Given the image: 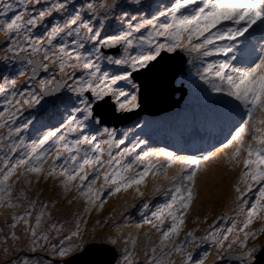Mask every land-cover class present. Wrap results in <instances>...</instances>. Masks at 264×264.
Here are the masks:
<instances>
[{"label": "snow or ice", "instance_id": "6c2138e0", "mask_svg": "<svg viewBox=\"0 0 264 264\" xmlns=\"http://www.w3.org/2000/svg\"><path fill=\"white\" fill-rule=\"evenodd\" d=\"M133 3L145 7L141 0ZM110 18L119 24H106ZM38 28L43 29L39 34ZM0 35L8 42L6 52L11 53L4 56L5 63L20 62L17 77L5 76L0 84L7 112L6 116L0 112V128H7L0 141H8L2 145L8 153L23 146L14 163L7 153L0 156V209L11 210L10 220L5 221L8 231L0 229L4 264H76L94 250L106 254L95 264H140L141 254L143 264H205L213 248L216 262L264 264V246L248 245L249 239L255 241L264 234V228L251 229L256 220L264 222V0H171L158 6L150 18L130 14L118 0H86L78 7L73 0H0ZM178 50L216 94L214 102L230 109L234 121L220 146L199 156L148 146L139 135L126 144L131 129L118 138L117 130L104 126L99 115L104 109L99 102L106 104L109 96L117 102L115 111L139 109L138 77L166 59L163 53ZM41 71L50 75L37 80ZM25 76L38 91L35 87L16 90L18 78ZM64 90L73 93L78 103L71 96L55 95ZM46 96L50 99L41 109L47 111L50 106L58 111L63 104L67 118L59 126L48 127L31 145H25L22 137L19 142L13 140L36 119L12 126L24 106L35 107ZM230 146L234 151L225 153L226 162L242 163L243 168L233 186V206L219 217L224 223L214 222L200 237L190 230L177 242L197 198L199 174ZM50 156L52 164L45 169L43 163ZM17 169L16 182L24 176L26 184L18 192L9 183ZM150 174L154 185L145 198L141 186H146ZM29 175L36 177L37 184L41 177L45 182L51 179L65 196L74 190L76 198L83 200V211L64 215L56 199L30 196ZM101 177L103 183L97 188ZM131 188L133 198L142 201L139 207L132 205L141 216L140 223L133 225L125 209L119 219L110 215L87 228L86 217L103 210L105 196ZM157 195L163 202L153 204ZM106 225V232L98 231ZM144 226L155 230L158 239L153 241L145 232L140 243L138 232L124 231ZM202 245L208 247L198 254Z\"/></svg>", "mask_w": 264, "mask_h": 264}, {"label": "rangeland", "instance_id": "374dc122", "mask_svg": "<svg viewBox=\"0 0 264 264\" xmlns=\"http://www.w3.org/2000/svg\"><path fill=\"white\" fill-rule=\"evenodd\" d=\"M124 1L129 3V4H135V3H133V0H124ZM162 1H164V2L169 1V3L171 2V0H162ZM44 2H45V0H42V3H44ZM73 2L78 7L80 4L85 3L86 0H73ZM141 4L145 5L144 8L148 10L147 12H145V16L147 18H150L151 13L153 11H155V9L158 7L157 6V0H141ZM121 5L125 6L126 4L122 3ZM149 5L151 7H148ZM37 7H39V5H37ZM135 9H136V14L138 12L140 15L144 14V11H140V9H141L140 5L136 6ZM127 11L130 14L132 12L131 10H127ZM108 23L115 25V24H119V21H116L114 18H110L108 21H106V24H108ZM42 31H43L42 28L36 29L37 34H39ZM106 34H110V33H106ZM7 43L8 42L6 41L4 36L0 35V84H3L5 76H9L11 78H16L18 69L20 68L16 62H12V63H8V64L5 63V61L3 59L4 56L5 55L10 56L11 55V53L6 52ZM188 64L189 63L187 62V65ZM189 66H193V65L190 64ZM196 71H197V69L195 67V71L193 72V74L191 75L190 80H189L190 91L197 96V100L200 103H206V106H203L202 108L206 111L210 110V113L211 114L214 113L215 116H214L213 121L211 120V122H208V120L205 116L206 111H202L198 107H194L195 111L192 110L191 111L192 114L199 112L201 115H197V114L192 115L188 119V120H191L192 121L191 124L194 125V127H193L194 133H193L192 137H193L195 143L197 141L201 140L203 137H206L207 138L206 144H210V141H211L213 143L217 142L218 146H220V143L222 141H224V139H226V137L228 136V132H229V129H230L232 123H234L232 116L230 118H228L226 123H224V122L222 123L221 122L222 120H220V118L223 116L232 115V114H231L230 110L223 109V107H225L224 105L214 102V98L216 97V94L211 93L210 90H208L207 85L203 84V82L199 79V77L196 74ZM42 74H43L44 78H47L50 75V73H44V72ZM28 75H30V73H28ZM79 75H80V73L78 72L77 76H79ZM181 80L183 81V79H181ZM179 83H181V82H179V81L176 82V84H179ZM31 84L32 83L28 79V76L18 78L16 90L17 91L32 90ZM9 91H11V90H9ZM145 92H146V90H145ZM57 94L58 95H64V96H71L72 102L78 103L76 101L75 95L73 93L66 92V90L59 92ZM145 94H147V93H145ZM120 99L123 100V97H121ZM109 101L115 103L116 107L118 106L115 99H113L110 96H109ZM44 103H45V100H42L41 104H38L35 107L29 108L27 105L24 106L21 113L19 114V117L16 121V124H14L12 126L13 127L18 126V125L24 123L26 120L32 119L33 117H36V119H33V122L31 125H29L28 129H26L20 133V137L13 136V138H12L13 140H17V142H19V139L22 137L25 145H31L33 143V141H38V139L41 138V136H42L37 131L38 129H40V130L43 129L44 132H46L48 130V127L59 126L60 121L67 118L68 112L65 111V106L63 104L59 105L58 111L53 110L50 106L48 107L47 111H45V110L41 109V105H43ZM230 103L235 104L236 102L230 101ZM199 106H201V105H199ZM217 109H219L220 111L216 112ZM8 110L11 111L12 109L9 107ZM69 110H70V105H69ZM175 110H178V108H174L172 110H168V111H165L162 113H156V114L154 113V115H144L143 113H137V115H132L133 121L132 120L131 121L136 122L139 118L145 117L150 123H158L162 120H169L171 123V122L177 120L176 116L173 115V112ZM0 112H4L5 116L7 115V112L5 111L4 94H0ZM125 114L127 115V117H129V115L131 113L130 114L125 113ZM38 120L40 121V123L37 122ZM42 124L47 125V127H42L41 126ZM126 124L127 123H125L123 125H126ZM32 126L35 128H33ZM173 127H174L173 125L170 126L171 130ZM111 128L117 129L118 127L117 128L111 127ZM208 128H210L211 131L209 134H206L205 131ZM129 129H131V131L128 132V138L126 139V144L133 141L135 139L136 135H139L143 139V136L147 137L146 135H143L145 132L150 131L152 133L151 128L150 127L146 128L143 123H133ZM128 130L127 129H125V131L124 130L123 131L118 130L117 131L118 138L120 136H122L124 132H126ZM6 133H7V128H0V136L4 135ZM167 133H169V130H166V128L158 129V134H160L161 136L165 137V135ZM70 138H72V137L70 136ZM98 139H100V138H98ZM204 140H206V139H204ZM7 143H8V141L6 139L3 141H0V156H3L5 153H7L10 157V162L14 163L15 160L19 158L20 153L23 150V146L20 149H17V151L15 153H8V149L5 147H2L3 144H7ZM50 144H51V142H49V144H46L44 146V149H48ZM148 146L163 147L160 144L149 145V143H148ZM105 147L107 148L106 145H105ZM123 147H124V145L120 146L121 149ZM44 149H41V151H44ZM198 149H202V148H198ZM119 150L120 149H115L114 152L119 151ZM137 151H139V149H137ZM233 151H234V146H230L229 148L225 149L223 152L218 153L217 159L215 161H213L212 163L207 165V171L199 174L200 178L198 180L199 190L197 193V198L195 199L194 203L190 207V210L188 211L187 215L185 216V221H190L188 218L196 221L195 226L197 228L200 227L197 224L198 220H201V223L203 221H205V219H207V221L209 220L207 222L209 224L207 226H205V229H207L209 227V225H211L214 221H216L217 223H220L219 216L221 215V213H218V211L223 207L224 203L221 204V202L224 199L226 200V203L228 205L227 210L233 206L232 201L234 200L235 195H236V193L234 192L233 186L236 183V181L238 180V178L240 176L241 169L243 168L242 163L239 166H237V165H235V163L229 165L226 162L225 153L231 154V152H233ZM51 155L54 156L55 153L52 152ZM178 155H186V154H178ZM242 155L246 156V153H243ZM37 163H39V162H37ZM51 164H52V158L50 156L43 163V167L45 169H47L48 166ZM217 166H219L221 168L224 167L226 169V172L221 173L220 175H218L219 171L218 172H211L208 175H206L208 172L212 171L211 168L217 167ZM0 169H3V162L2 161H0ZM174 170H175V167L173 169H169V175H171ZM19 173H20V170L17 169L16 175L11 177L10 181H9V183H14V187L16 189V192H18L21 188L26 187L24 176H20L19 182L18 183L16 182V179H17V176H19ZM215 175H218L219 180L225 179L226 177L229 178L228 182H227V186L223 183L222 184L225 186L226 189H228L230 191L228 193H226V196L220 198L219 200H215V198H213L212 196H209L206 193V189L209 188L210 181L214 178ZM27 178H29L33 181L32 189L29 192L30 196L34 197L37 194H39L41 199H48V198L56 199L59 202V211L61 213H63L64 215H67V214L72 213V212H82L83 211V208L85 206L83 203V200L76 198V193L74 190L71 193H69L67 196H65L63 193V190L60 189L57 186V184L54 181H52L51 179H49L47 182H45L43 177H41L40 182L37 184L36 183V177L34 175H29ZM78 182L79 181L77 180L76 183H78ZM159 182L164 183L162 180H160ZM85 183H87V182H85ZM102 183H103V177H101V179L99 181H97L96 187L98 188L100 186V184H102ZM145 185L146 186H144V185L141 186V190L145 192V194H146L145 198H147V194L152 191L153 185H154V181L152 179L151 174L145 178ZM201 190H202V193H200ZM223 191H226V190L223 189ZM254 191H255V189H254ZM134 194H135L134 188H131V189H128L127 191L122 190L120 193H117L115 196H111V197L105 196L104 198L107 200V202L105 203L103 210L99 213H97L96 211H93L90 215H88L86 217L88 220L87 228L88 229L93 228L95 226V222L97 219L103 220L104 218H106L110 215H114L117 219H119L121 211H124L125 209H127L125 214L126 215L130 214V219H131L133 225L136 223H140L141 222V216L137 213L136 208L132 207V205L135 204L137 207H139V205L141 204L142 201L139 198L134 199L133 198ZM249 195L251 196L252 194L250 193ZM14 196H15V193H14ZM68 200H72V203L69 204ZM157 202H163V197L161 195L155 196L153 201H152L153 204H155ZM212 206H214V207L212 208ZM207 209H209L212 212H217V213H215V215L214 214L209 215L206 212ZM10 216H11V210H8L6 208L0 209V229H2L3 232L8 231L7 227L5 226V221L10 220ZM109 223H111V221H109ZM223 223H221V224H223ZM107 228H108V226L106 225L102 230H98V231L106 232ZM260 228H264V222H262L260 220H256L253 223V225H251V229H253V230H259ZM124 231L126 233H132L133 235H136L138 232L140 243H143V241H144V233L145 232H149L151 234L152 240L156 237L155 230L152 231V229H150L148 226H144L143 228H141L139 230L135 229V227L125 228ZM3 232H0V237H2ZM231 238L232 237H230V239ZM157 239H158V237H156V240ZM263 242H264V234L259 235L258 239L255 241H252L251 239H249L248 245L251 246L253 243L260 245ZM210 253H211V257L206 264H223V262H216V260H215L216 250L214 248L210 249ZM4 260H5V258L3 257L2 254H0V264H4ZM143 260H144V257L141 254L139 256L140 264H143ZM233 264H235V262H233Z\"/></svg>", "mask_w": 264, "mask_h": 264}, {"label": "water", "instance_id": "95a60500", "mask_svg": "<svg viewBox=\"0 0 264 264\" xmlns=\"http://www.w3.org/2000/svg\"><path fill=\"white\" fill-rule=\"evenodd\" d=\"M162 55L167 58L156 64V67L151 71H147L144 76L138 77L137 82L141 84V91L139 93L141 107L134 110L131 114L129 113L130 115L127 117L125 113H116L114 111L115 103L109 101V97H106V104L104 101L99 102L104 104V109L99 112L103 124L117 127L130 122L133 118L132 115H137V113L154 115V113H162L168 109L171 110L173 107L179 106V99L174 100L173 96L179 94L180 98H182L184 91L180 87L175 86L174 83L177 77L184 73L186 59L184 54L179 51L175 54L163 53ZM16 63L19 64L20 62L16 61ZM42 73L43 71L40 72L38 77H40ZM55 95L58 94L56 93ZM168 95L169 98L166 99ZM48 99H50L48 96L44 98L45 101ZM101 247L108 246L97 245V248ZM257 255L260 256V253ZM104 258H106V254L94 250L87 256L83 257L82 261H77L76 264H95L96 261Z\"/></svg>", "mask_w": 264, "mask_h": 264}, {"label": "bare ground", "instance_id": "6f19581e", "mask_svg": "<svg viewBox=\"0 0 264 264\" xmlns=\"http://www.w3.org/2000/svg\"><path fill=\"white\" fill-rule=\"evenodd\" d=\"M169 98V95L166 97V99ZM173 99L174 100H178L180 101L179 104H181L184 100V95L182 98H180L179 94H175L173 96ZM204 106H206V103L204 104ZM203 105H201L199 108H202ZM183 108L186 109V108H190V106L185 103L183 105ZM195 111V110H193ZM232 115H226V116H223L220 118V120H222L221 122L223 123H226V121L228 120V118H230ZM177 119H180V120H176V121H173L170 123L169 120H162L158 123H150L145 117H141L139 118L136 122H131V125H129V127L132 126L133 123H143L145 125V127H150L151 128V131H148V132H145L143 135H146L147 137L143 136V139H146L149 143V145H157V144H160L162 145L163 147L165 148H169V149H182V151L184 153H187L188 150H194V149H198V148H202V149H205V150H209L211 149L214 145H217L218 143L215 142H211L210 141V144H206L207 142V138L206 137H203L201 140L197 141L196 143H191L190 146L192 147H188V145L184 142V139L185 141L187 140V136H185V138L182 137V140H180L179 142L175 143L172 141L171 138H168V137H164V136H161L160 134H158V129H161V128H166V130H169V132L171 131V128L170 126L173 125V126H185V127H189V125L191 124V120H183V118H186V116L182 113L181 115H177L176 116ZM208 122H211V118L208 117L207 118ZM162 139V140H161ZM206 139V140H204ZM225 140V139H224ZM217 143V144H216ZM174 144V145H172ZM206 144V145H205ZM212 171L208 172L206 175H208L209 173L211 172H218V175H220L221 173H224L226 172V169L223 167H213L211 168ZM218 175H215L214 178L210 181V186L209 188H205L206 189V193L209 195V196H212L213 198H215V200H219L220 198L226 196V193H228L230 190L226 189L225 186L223 184H225L227 186V182H228V177H226L225 179H222V180H219L218 178ZM221 177V176H220ZM223 183V184H222ZM223 189H225L226 191H223ZM225 202V199L222 201V203ZM198 224H201V220H198Z\"/></svg>", "mask_w": 264, "mask_h": 264}, {"label": "clouds", "instance_id": "9594fccd", "mask_svg": "<svg viewBox=\"0 0 264 264\" xmlns=\"http://www.w3.org/2000/svg\"><path fill=\"white\" fill-rule=\"evenodd\" d=\"M179 51V50H178ZM185 56V69H184V73L182 74V75H180V76H178L177 77V79H176V81H175V86H178V87H180L183 91H184V100H183V102L181 103V104H179V106L178 107H173L172 109H174V108H178V110H175L174 112H173V115L174 116H177V115H181L182 113L186 116V118H183L182 119V121L183 120H188L192 115H201L199 112H197V113H193L192 114V112L190 111V110H188L189 108H186V109H184L183 108V105L185 104V101H186V103L189 105V103L190 102H192L193 100H196V101H198L197 100V96L195 95V94H193L191 91H190V88H189V80H190V77H191V75L193 74V72L195 71V67L194 66H189L190 64H188L187 65V60H188V57L186 56V55H184ZM41 78H44V76H43V74L40 76V77H38L37 78V80H39V79H41ZM181 79H183V81L181 80ZM177 81H179V82H181V83H179V84H176V82ZM31 89L32 88H36V90L38 91V86H36V85H33V82L31 81ZM195 107H197V106H195ZM115 108H116V106L114 105V111H115ZM199 108V107H198ZM171 109V110H172ZM202 111H206V110H204L203 108H200ZM169 110V109H168ZM168 110H166V111H168ZM116 113H120V112H118V111H115ZM165 112V111H164ZM144 115H147V114H144ZM206 118H208L207 116H206ZM177 120H180V119H177ZM211 120L213 121L214 120V117H211ZM131 123L129 122V123H127L126 125H120V128L122 129V131L124 130L125 131V129H129L130 127H127L128 125H130ZM104 126H106V127H114V126H112V125H105V124H103ZM33 127V126H32ZM117 127H119V126H117ZM116 127V128H117ZM181 127V129H176L175 128V126L172 128V130L169 132V133H167L166 135H165V137H168V138H171L172 139V141L173 142H175V143H177V142H179L180 140H182V137L183 138H185V136L186 135H188L187 136V140L185 141V139H184V142L188 145V147H191L190 146V144H191V137H192V135H193V133H194V129H193V127H194V125L193 124H190L189 125V127H185V126H180ZM33 128H35V127H33ZM197 128V127H196ZM40 129H38L37 131L39 132V134L40 135H42L43 133H44V130L43 129H41L40 131H39ZM185 131H187V132H185ZM193 138V137H192ZM172 145H174V144H172ZM105 147V146H104ZM106 148V147H105ZM198 150H201V149H198ZM113 151H115V149H113ZM182 149H178V151H177V153H181L182 154ZM104 158L105 159H107V152H105V156H104ZM221 163V162H220ZM207 262H205V264H206Z\"/></svg>", "mask_w": 264, "mask_h": 264}, {"label": "flooded vegetation", "instance_id": "af4514ba", "mask_svg": "<svg viewBox=\"0 0 264 264\" xmlns=\"http://www.w3.org/2000/svg\"><path fill=\"white\" fill-rule=\"evenodd\" d=\"M221 204H223L222 202H221ZM214 206H212V208H213ZM227 208H228V205H227V203H226V201L224 202V204H223V207L218 211V213H223V212H225L226 210H227ZM206 212H207V214H209V215H211V214H214L215 215V213H217V212H212V211H210L209 209L208 210H206ZM220 217V216H219ZM133 219V218H132ZM190 221H185V224H184V226H183V232L180 234V236H179V239L177 240V242H179V240H183L184 239V234L185 233H187L188 231H190V230H196L195 231V235L197 236V237H200V236H202L203 234H204V230H205V226H207L209 223H205L204 221L201 223V224H198V222H197V224L200 226L199 228H197L196 226H195V223H194V220H191L190 218H188ZM209 221V220H208ZM207 221V222H208ZM221 223H223L221 220H220V224ZM152 231H154L153 229H152ZM156 237H157V235H156ZM156 237L153 239V241H155L156 240ZM260 246H264V242L262 243V244H260ZM208 246L207 245H202L201 246V248L200 249H197V253L199 254V253H202L206 248H207ZM191 250V249H190ZM209 251H210V249H209ZM210 257H211V253H210V255H208V257H207V259H206V261L205 262H208L209 261V259H210ZM175 259H177V261L179 260V257H176Z\"/></svg>", "mask_w": 264, "mask_h": 264}, {"label": "trees", "instance_id": "16d2710c", "mask_svg": "<svg viewBox=\"0 0 264 264\" xmlns=\"http://www.w3.org/2000/svg\"><path fill=\"white\" fill-rule=\"evenodd\" d=\"M93 2H102V0H93ZM118 3H120V4H122V3L126 4L125 6H123L124 9L131 10L132 11L131 14H136L135 7L138 6V5H136V4H129V3L125 2L124 0H118ZM167 4H169V1L164 2L162 0H157V6H159V7H163L164 5H167ZM140 11H144V14L143 15L145 16V12H147L148 10L145 9V8H143V9H140ZM116 14L119 15V10H117V13ZM17 65L20 67V63L17 64ZM185 103H186V101H185ZM204 104L205 103H200L199 101L193 100L192 102L189 103L190 108L188 110L192 111V110H194V107L195 106L200 107L199 105H203L204 106ZM223 109L230 110L226 106L223 107ZM219 111H220L219 109L216 110V112H219ZM206 113L207 114L205 116H207V117H210L211 118V117H214L215 116L214 113L213 114L210 113V110H207Z\"/></svg>", "mask_w": 264, "mask_h": 264}]
</instances>
